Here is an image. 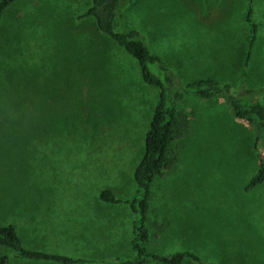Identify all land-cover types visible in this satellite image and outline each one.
Instances as JSON below:
<instances>
[{
	"label": "rangeland",
	"instance_id": "1",
	"mask_svg": "<svg viewBox=\"0 0 264 264\" xmlns=\"http://www.w3.org/2000/svg\"><path fill=\"white\" fill-rule=\"evenodd\" d=\"M89 5L15 0L0 20V226H13L28 251L121 264L136 216L98 194L136 198L133 170L158 89L83 16ZM114 30L137 32L170 73V92L199 80L244 90L237 73L250 66L249 52L264 53V0H131ZM149 70L163 82L158 66ZM261 87L244 101L264 108ZM172 105L187 127L168 142L170 166L149 185L146 251L189 253L202 264H264V183L245 191L264 141L254 144L251 127L221 98L184 92ZM0 254L6 264H59L1 246Z\"/></svg>",
	"mask_w": 264,
	"mask_h": 264
},
{
	"label": "trees",
	"instance_id": "2",
	"mask_svg": "<svg viewBox=\"0 0 264 264\" xmlns=\"http://www.w3.org/2000/svg\"><path fill=\"white\" fill-rule=\"evenodd\" d=\"M15 0H0V20ZM131 0H90V5L83 16L93 19L96 29L108 36L119 48L131 56L138 64L142 81L158 89V99L153 109L148 129L144 137L143 152L133 170V181L136 186V198L121 200L114 197L109 189H103L98 194V200L106 204H128L134 218L131 223L130 238L128 241L129 254L121 264H148L156 261L161 264H180L183 259H189L202 264L200 259L189 253H174L163 257L150 254L146 251L147 231L142 225L146 212L148 189L153 177L159 175L163 169L170 166L166 160L167 145L173 138H180L186 131L187 121L178 122L172 99L184 92L196 95L200 100L214 97L221 98L228 103L232 116L246 122L254 134V144L264 141V108L254 100L244 101L243 95H251L257 90H239L230 85L220 84L211 80H199L187 84L182 90L173 88L174 81L170 73L161 65L159 59L151 54L137 32L134 30H114V19L123 3ZM248 15V14H247ZM248 20V16L246 18ZM255 27L249 24V34H254ZM155 64L163 74V82L149 70V65ZM176 88V87H175ZM177 90V91H176ZM264 91V90H263ZM264 183V155L261 157L255 175L248 181L245 191ZM137 214L139 217L137 218ZM0 246L15 253V256L29 260H43L59 264H74L77 261L69 257L32 252L22 248L13 226H0ZM9 256L0 254V264H6Z\"/></svg>",
	"mask_w": 264,
	"mask_h": 264
},
{
	"label": "crops",
	"instance_id": "3",
	"mask_svg": "<svg viewBox=\"0 0 264 264\" xmlns=\"http://www.w3.org/2000/svg\"><path fill=\"white\" fill-rule=\"evenodd\" d=\"M247 14H249V10ZM249 54L250 56H248L249 58L247 57V60L250 66L242 68L237 74L242 76L243 82L247 85V89L244 90H255L254 88L262 89L261 86H264V53L259 55V53L253 50ZM243 62L244 60L237 65L242 66ZM206 101H209V99Z\"/></svg>",
	"mask_w": 264,
	"mask_h": 264
}]
</instances>
